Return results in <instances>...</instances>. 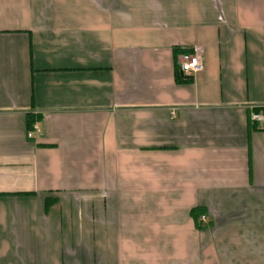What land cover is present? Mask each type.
Returning a JSON list of instances; mask_svg holds the SVG:
<instances>
[{"label": "crops", "instance_id": "0c3cea01", "mask_svg": "<svg viewBox=\"0 0 264 264\" xmlns=\"http://www.w3.org/2000/svg\"><path fill=\"white\" fill-rule=\"evenodd\" d=\"M251 107L264 0H0V264H264Z\"/></svg>", "mask_w": 264, "mask_h": 264}, {"label": "built area", "instance_id": "2783aa9c", "mask_svg": "<svg viewBox=\"0 0 264 264\" xmlns=\"http://www.w3.org/2000/svg\"><path fill=\"white\" fill-rule=\"evenodd\" d=\"M179 72L184 78H189L194 74H197L203 70V64L201 56L197 52H188L180 56L178 62ZM256 108L251 107L249 112V121L253 124L262 126L264 123V113L262 111L255 112ZM171 117H174V112L171 111ZM39 127L37 124L32 125V130L29 132L28 137L32 138L33 134L39 133ZM201 224H205L207 218L205 215H201L199 218Z\"/></svg>", "mask_w": 264, "mask_h": 264}, {"label": "trees", "instance_id": "16d2710c", "mask_svg": "<svg viewBox=\"0 0 264 264\" xmlns=\"http://www.w3.org/2000/svg\"><path fill=\"white\" fill-rule=\"evenodd\" d=\"M190 80L189 79H185L182 74H178L176 73V82L178 83H181V82H184V83H187L189 82ZM255 112H260L259 109H256ZM34 122H36V118L34 117H29L28 118V121H27V132H30L32 130V125L34 124ZM50 202H47V205L49 204ZM190 217L193 219L194 223L196 224V226H200V221H199V218L201 215H204V211L200 208H194L190 211Z\"/></svg>", "mask_w": 264, "mask_h": 264}]
</instances>
